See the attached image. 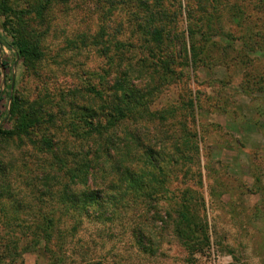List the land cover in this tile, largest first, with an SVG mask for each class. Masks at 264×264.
I'll return each mask as SVG.
<instances>
[{
    "label": "rangeland",
    "instance_id": "obj_1",
    "mask_svg": "<svg viewBox=\"0 0 264 264\" xmlns=\"http://www.w3.org/2000/svg\"><path fill=\"white\" fill-rule=\"evenodd\" d=\"M28 1L10 0L19 9L26 8ZM161 2L163 20L171 29L169 43L180 64L175 65L178 75L170 76L174 79L161 84L160 93L150 104V109L169 110L173 116L170 114L167 121L156 117L151 121L144 112L139 132L145 148L151 146L160 156H166L164 166L169 157H177V164L165 166L170 172L167 188L158 195L162 221L154 218L150 208L154 202L146 200L134 212L127 211L114 223L86 221L74 239L69 238L72 255H69L68 263L264 264V2ZM137 3L138 0H73L66 6H56L49 16V28L46 30L47 24L42 25L46 55L40 63L36 62L37 68L24 66L6 29V17L0 15V125L11 127L5 114L12 95L17 93L22 96L29 114L40 118L43 127L60 125L62 131L67 119L56 104L64 103L68 98L71 112L72 104L77 103L78 91L75 89L99 84L100 76H107L103 70L110 66L92 43L99 29L104 25L118 40L127 42L123 49L129 42L136 43L132 39L135 29L130 19L138 11ZM190 28L196 32L198 60L185 66L179 46L184 31L187 46L193 52ZM138 46L142 48V45ZM142 52H147L144 59L150 56L148 49ZM138 59L133 57L140 69L143 63ZM109 79L111 76L107 77ZM140 85L145 92L150 90V83L140 82ZM68 90H72L69 95H63ZM82 91L85 94L86 90ZM184 96L194 99L195 119L186 111L184 115L190 125L187 123L186 131L181 132L178 122L183 124L185 121L181 117L182 109H185L182 106L187 102L182 99ZM40 107H53V110L42 109L41 113ZM49 111L55 115L53 123L48 121ZM177 125L179 128L175 129ZM181 133L183 136L188 133V136L182 140L177 137ZM33 134L38 136L37 139L41 136L36 130ZM14 140L20 155L9 160L7 165L4 163L9 169L6 175L11 185L13 181L21 189L26 188L32 177L33 183L27 187L33 204L31 209L28 206L29 211H36L35 208L46 211L48 205H43L42 201L49 200V195L43 197L41 194L40 164L43 160L46 165L47 158L36 152L28 139L25 144L20 139ZM8 141L12 142V139H0V146ZM9 181L0 178V236L6 228L2 215H12V204L6 195L2 196ZM186 189L195 192L189 196L194 205L204 200L205 205L196 206L210 237L209 243L198 240L194 249L186 248L176 229L180 219L175 198ZM44 191L47 194L48 188ZM194 194L202 199L195 201ZM169 212H172V218L166 216ZM144 218L148 220L147 230L151 237L148 236L150 241L146 242L145 251L131 232L136 222L145 223ZM4 237L7 236L4 235L1 242ZM42 247H27L22 251V259L16 258L13 262L8 259L7 264H50V256Z\"/></svg>",
    "mask_w": 264,
    "mask_h": 264
},
{
    "label": "trees",
    "instance_id": "obj_2",
    "mask_svg": "<svg viewBox=\"0 0 264 264\" xmlns=\"http://www.w3.org/2000/svg\"><path fill=\"white\" fill-rule=\"evenodd\" d=\"M72 1L29 0L26 8L19 9V6L13 5L10 0H0V15L6 17V29L11 34L26 68H37L36 62L40 63L46 55L42 25L47 24V30L49 16L56 6H66ZM161 1L138 0V11L134 12L130 19L135 29L132 39L137 44L129 42L126 49L123 48L127 42L118 40L117 36L106 30V26H101L92 43L110 66L108 70H103V74L107 76H100L99 84L91 83L80 90L75 89L79 97L77 94V103L72 104L71 112L69 102L66 101L68 98L64 103L56 104V107H61L65 112L63 117L67 119L62 131L60 125L52 127L46 124L47 126L43 127L40 118L33 113L29 114L22 96L17 93L12 95L9 110L5 114V119L11 127L0 125V139H12L15 143L14 138H17L23 144L28 139L36 152L46 156V165L41 158L40 185L41 194L43 197L49 195V200L42 201L43 205H48L46 211L35 208L36 211L30 212L33 204L29 200L27 187L33 183L32 177L29 176L30 182L26 188L16 186L14 189L15 182L12 181L11 185L6 175L9 169L2 159L5 156L0 153V178L4 182L9 181L2 196L6 195L13 207L12 215H2L6 226L2 233L7 237L0 241V264H7L8 259L10 262L16 258L22 259L23 249L42 247V242V248L50 256V264H69V238L74 239L84 222L114 223L127 211L134 212L145 200L154 202L150 204L154 218L162 221L158 209V195L167 188L170 172L165 166L168 167L170 163L177 164V157H169L164 166L166 156H160L151 146L145 148L142 134L139 132L144 112L151 121L155 120V117L167 121L168 117L173 116L169 110L158 112L150 109V104L160 93L163 83L174 79L169 78L170 76L178 75L175 65L180 64L176 61L173 47L169 43L172 37L171 29L169 23L163 20ZM118 7L123 9L122 6ZM188 32L193 52L191 53L187 46L184 31L181 33L183 39L179 46L183 51L185 66H191L198 60V54L195 52V29L190 28ZM178 33L179 31L176 32ZM138 45H142V48ZM145 49H148L150 55L147 59H144L147 52H142ZM133 57L139 58V62L143 63L140 69L137 68ZM145 75L151 77L148 92L142 90L140 85V82L144 83ZM110 76L111 79L107 80ZM83 89L88 92L87 95L86 92H81ZM71 91L68 90L63 95H69ZM182 99L187 101L182 106L185 109H182L181 114L185 121L178 124L181 126V132H185V127H188L190 122L184 113L187 111L189 115L192 114L194 120L195 102L185 96ZM53 107H40V112L42 113V109L53 110ZM54 116V113L49 111L48 121L52 122ZM35 130L41 132L39 139L33 134ZM186 136L188 133L185 136L181 133L177 137L183 140ZM143 148L146 149L145 152H142ZM13 161L12 168L15 169ZM45 187L48 188L47 194ZM193 193L195 192L186 189L175 198L178 200L179 209L176 212L180 219L177 222V234L188 249H194L199 241H210L207 226L197 207L200 204L205 205V202L202 200L200 204L194 205L189 198ZM194 196L195 201L202 199L199 195ZM171 213L165 214L172 218ZM144 221L145 223L138 224L135 220L136 225L131 230L143 251L147 250L146 242L151 238L147 230L148 220L144 218ZM3 236H0V239ZM83 264L94 263L87 261Z\"/></svg>",
    "mask_w": 264,
    "mask_h": 264
},
{
    "label": "clouds",
    "instance_id": "obj_3",
    "mask_svg": "<svg viewBox=\"0 0 264 264\" xmlns=\"http://www.w3.org/2000/svg\"><path fill=\"white\" fill-rule=\"evenodd\" d=\"M143 79H144L145 85H147L151 82V77L148 75H145L143 77ZM0 152L7 154L6 157H2L3 162L5 164H7L9 162V160H11V159L19 158V155H20L19 150L17 149L15 143H13L11 141H8L3 146H0ZM13 187L15 189L16 186L14 185Z\"/></svg>",
    "mask_w": 264,
    "mask_h": 264
}]
</instances>
